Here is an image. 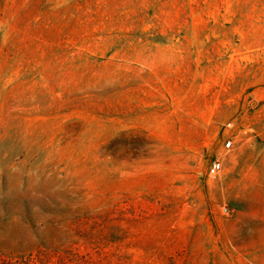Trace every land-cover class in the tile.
Returning a JSON list of instances; mask_svg holds the SVG:
<instances>
[{
	"label": "rangeland",
	"instance_id": "rangeland-1",
	"mask_svg": "<svg viewBox=\"0 0 264 264\" xmlns=\"http://www.w3.org/2000/svg\"><path fill=\"white\" fill-rule=\"evenodd\" d=\"M0 264H264V0H0Z\"/></svg>",
	"mask_w": 264,
	"mask_h": 264
},
{
	"label": "built area",
	"instance_id": "built-area-1",
	"mask_svg": "<svg viewBox=\"0 0 264 264\" xmlns=\"http://www.w3.org/2000/svg\"><path fill=\"white\" fill-rule=\"evenodd\" d=\"M232 144V141L229 140L227 142V146L230 147ZM223 168V163L222 161L219 159V158H215L212 162H211V165H210V174H213V175H216L217 173H219L221 171V169Z\"/></svg>",
	"mask_w": 264,
	"mask_h": 264
}]
</instances>
